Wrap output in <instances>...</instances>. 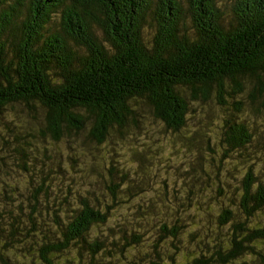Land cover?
<instances>
[{"label": "trees", "instance_id": "trees-1", "mask_svg": "<svg viewBox=\"0 0 264 264\" xmlns=\"http://www.w3.org/2000/svg\"><path fill=\"white\" fill-rule=\"evenodd\" d=\"M229 10L218 0H0V122L35 103L44 143L92 123L83 144L99 145L114 130L128 141L144 110L174 134L213 98L229 111L218 143L198 126L180 136L202 151L151 194L150 174L125 166L93 175L83 161L67 180L52 146L34 155L38 142L6 126L0 163L18 162L26 188L0 172L1 264H264V0ZM230 160L245 169L233 180Z\"/></svg>", "mask_w": 264, "mask_h": 264}, {"label": "rangeland", "instance_id": "rangeland-1", "mask_svg": "<svg viewBox=\"0 0 264 264\" xmlns=\"http://www.w3.org/2000/svg\"><path fill=\"white\" fill-rule=\"evenodd\" d=\"M231 1L232 0H218V3L226 14H229V5ZM20 107L21 110L18 115L20 120L14 119L13 115L8 116V120L13 122L11 124L4 118V120L0 122V132L6 136L8 134L6 132V126L9 125L10 129L7 130L20 131L23 136H26V141L30 142L32 139V141H37L39 149H34V155H41L44 153L45 147H48V145L52 146L53 151H47L46 153H57L54 160L61 162L60 165L67 180H73L74 182V177H78L82 174V170L84 169L80 170V167H84V165L80 163L83 161H85L87 170L90 168L94 171L93 175H96L98 172H103V168L105 167L112 166L120 168V166H125L128 167V171L131 173L140 169L141 172L150 174V185L144 189L148 194H151V188L160 185L158 182L164 177L170 178L171 183H178L179 174L176 173L175 167L177 169H182L187 166L186 158L191 157L188 155V151L193 150L195 154L198 150L202 151V147L194 145L193 138L192 143H188L187 141L181 142L179 140L180 136H184L185 138L193 137L192 132L195 127L198 126L200 133L205 131L213 142L218 143L221 132L220 126H223L224 120L229 113L226 107L217 104V101L213 98L209 102L199 106L197 111L199 112L198 117L189 116L186 129H183L180 133L174 134L169 130H165L163 124L158 120L156 121L148 110H144L140 117V128L138 129L137 127L131 126L133 128L126 133L125 137L128 141L120 138L118 132L114 130L111 132V136L108 140L103 144L98 145L91 140H89L87 144H83V140L88 136V132H90L93 126L92 123H87L86 130L79 134H75L76 130L72 133H66L62 141L51 145L50 140L46 143L43 142V137L40 133L47 123L46 110L35 103L33 104V111L22 105ZM248 107H245V109H248ZM198 119L200 121H198ZM255 123L258 132L264 134V116L261 114L258 115ZM156 132L158 137L156 135L152 137ZM33 135L35 137H33ZM155 147H157L158 150H156ZM131 152H138L140 154L139 159L133 157ZM0 156H4V153H1ZM196 156L198 155L196 154ZM206 156H209V153H206ZM256 163L258 164L257 168H260L262 163ZM6 164L7 167L0 163V172H9L11 176H13L14 185H11L13 188L19 187L22 188L20 190H25L26 182L19 175L21 169L17 165L18 162L7 158ZM36 164L38 166L34 165L33 169L37 173L41 172L42 169L39 167V162L36 161ZM225 168L228 169L223 168V177L229 180H233L234 176H238L245 170L239 160H230L228 164L225 165ZM152 175L156 176L154 180L152 179ZM72 189L74 190V186ZM153 193L159 195L161 192L159 189H156L153 190ZM166 204L170 207L175 206L172 196L168 197ZM120 212L123 213L121 208ZM201 213L204 215L206 214L205 211ZM186 223L189 232L193 229V225L189 224L187 220ZM149 232L155 235V227L150 228ZM25 241L26 239L22 241V247H29ZM9 242L10 240L6 243ZM13 245L14 242L11 243L10 246ZM68 256H73L72 258H74V253L71 252ZM19 258L20 259L11 260L9 264H40L38 260L28 262L23 260V257L19 256Z\"/></svg>", "mask_w": 264, "mask_h": 264}]
</instances>
